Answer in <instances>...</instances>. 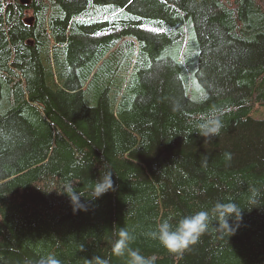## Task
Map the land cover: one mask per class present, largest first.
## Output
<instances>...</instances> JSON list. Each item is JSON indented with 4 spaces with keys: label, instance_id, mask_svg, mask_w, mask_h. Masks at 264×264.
Here are the masks:
<instances>
[{
    "label": "trees",
    "instance_id": "1",
    "mask_svg": "<svg viewBox=\"0 0 264 264\" xmlns=\"http://www.w3.org/2000/svg\"><path fill=\"white\" fill-rule=\"evenodd\" d=\"M258 106L264 0H0V264H127L120 227L154 264H264ZM102 170L116 190L88 201ZM217 202L244 209L233 235ZM201 210L208 230L182 253L148 235Z\"/></svg>",
    "mask_w": 264,
    "mask_h": 264
},
{
    "label": "clouds",
    "instance_id": "2",
    "mask_svg": "<svg viewBox=\"0 0 264 264\" xmlns=\"http://www.w3.org/2000/svg\"><path fill=\"white\" fill-rule=\"evenodd\" d=\"M222 113L219 110H212L200 117L199 122L195 125V132L204 141H210L218 137L223 128L221 119ZM113 172L110 170H102L99 177L94 181L91 196L88 201H95L104 194L115 191L113 181ZM48 193V192H45ZM65 194L70 202L73 213L78 211H88L86 202H82L80 193H78L71 184H67L62 192ZM253 207L256 206L255 192H253V199L250 200ZM242 210L235 203H220L217 202L212 211L221 218L223 227L227 228L231 235L235 232V227L229 224V220L239 222L242 219ZM237 216L239 219H237ZM210 214L207 210H201L192 215L183 216L178 222L173 225L168 220L159 223L155 230L148 233L149 237L158 240L159 244L165 248L169 253L179 254L194 245L200 237L208 230ZM221 224H217L220 228ZM230 235V236H231ZM116 239L112 244V254L116 257H124L127 255V264H154V258L146 257L141 254L139 250H134L129 247L134 240V236L125 227H120L115 233ZM229 236V237H230ZM84 245L80 246V251H83ZM108 264L106 260H101L100 257H93L88 261V264ZM36 264H62V262L53 254L41 256Z\"/></svg>",
    "mask_w": 264,
    "mask_h": 264
},
{
    "label": "rangeland",
    "instance_id": "3",
    "mask_svg": "<svg viewBox=\"0 0 264 264\" xmlns=\"http://www.w3.org/2000/svg\"><path fill=\"white\" fill-rule=\"evenodd\" d=\"M252 116L254 117H264V106H258L256 109L252 111Z\"/></svg>",
    "mask_w": 264,
    "mask_h": 264
},
{
    "label": "water",
    "instance_id": "4",
    "mask_svg": "<svg viewBox=\"0 0 264 264\" xmlns=\"http://www.w3.org/2000/svg\"><path fill=\"white\" fill-rule=\"evenodd\" d=\"M24 2H27V0H23Z\"/></svg>",
    "mask_w": 264,
    "mask_h": 264
}]
</instances>
